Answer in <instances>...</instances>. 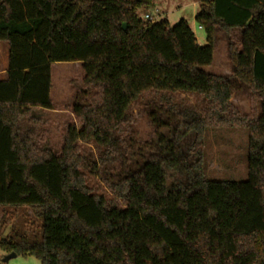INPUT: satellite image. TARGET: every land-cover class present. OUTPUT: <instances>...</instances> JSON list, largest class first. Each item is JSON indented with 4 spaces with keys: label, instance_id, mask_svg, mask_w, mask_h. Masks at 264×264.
Segmentation results:
<instances>
[{
    "label": "trees",
    "instance_id": "16d2710c",
    "mask_svg": "<svg viewBox=\"0 0 264 264\" xmlns=\"http://www.w3.org/2000/svg\"><path fill=\"white\" fill-rule=\"evenodd\" d=\"M152 5L0 0V205L30 207L39 219L34 238L0 239L7 253L42 264H264V0H200L206 45L184 19L139 16ZM219 31L230 74L207 70ZM60 62L81 63L84 79L76 122L55 147L40 113L55 109ZM243 85L252 116L233 111ZM136 106L153 128L142 143ZM229 123L248 130L243 181L205 173V135Z\"/></svg>",
    "mask_w": 264,
    "mask_h": 264
},
{
    "label": "rangeland",
    "instance_id": "374dc122",
    "mask_svg": "<svg viewBox=\"0 0 264 264\" xmlns=\"http://www.w3.org/2000/svg\"><path fill=\"white\" fill-rule=\"evenodd\" d=\"M200 9V0H153V5L141 8L140 17L146 14L159 22L168 20L176 24L182 19L188 22L194 31L200 45H206V32L201 28L195 17ZM227 36L219 31L217 34L214 62L207 70L216 74H230L231 63L228 57ZM8 64V44L0 41V77L5 76ZM84 74L81 63L60 62L52 66L51 98L54 110L40 113L42 127L47 131L51 143L55 147L61 145V134L64 125L76 122L73 113V103L76 94L83 87ZM179 99H187L195 104L193 95L181 94ZM252 92L242 86L236 90L231 102L236 116H252L256 110L252 103ZM135 138L140 143L150 140L153 128L143 106L134 107ZM248 130L245 126L229 123L224 126H212L208 129L203 142L205 173L209 179L243 181L248 177ZM91 149V148H89ZM98 192H105L102 183L95 181ZM39 219L30 207H10L0 205V239L7 235L15 237L27 236L34 238L37 232ZM0 246V264H42L41 260L33 255L11 256Z\"/></svg>",
    "mask_w": 264,
    "mask_h": 264
},
{
    "label": "built area",
    "instance_id": "2783aa9c",
    "mask_svg": "<svg viewBox=\"0 0 264 264\" xmlns=\"http://www.w3.org/2000/svg\"><path fill=\"white\" fill-rule=\"evenodd\" d=\"M145 18H146V19H150V20L153 21V22L155 21V20L152 18V16L149 15V14H146V15H145Z\"/></svg>",
    "mask_w": 264,
    "mask_h": 264
},
{
    "label": "water",
    "instance_id": "95a60500",
    "mask_svg": "<svg viewBox=\"0 0 264 264\" xmlns=\"http://www.w3.org/2000/svg\"><path fill=\"white\" fill-rule=\"evenodd\" d=\"M123 27L126 28V24H124ZM11 256L15 257L17 256V254L15 252H12V254L6 260H8Z\"/></svg>",
    "mask_w": 264,
    "mask_h": 264
},
{
    "label": "crops",
    "instance_id": "0c3cea01",
    "mask_svg": "<svg viewBox=\"0 0 264 264\" xmlns=\"http://www.w3.org/2000/svg\"><path fill=\"white\" fill-rule=\"evenodd\" d=\"M6 72V71H5ZM4 77V76H3Z\"/></svg>",
    "mask_w": 264,
    "mask_h": 264
}]
</instances>
